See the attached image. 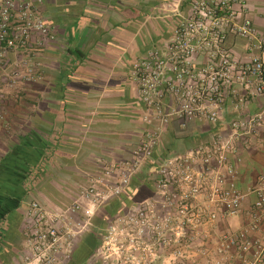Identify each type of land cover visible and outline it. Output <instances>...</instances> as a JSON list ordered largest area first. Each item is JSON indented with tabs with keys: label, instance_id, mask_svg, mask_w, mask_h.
<instances>
[{
	"label": "built area",
	"instance_id": "1",
	"mask_svg": "<svg viewBox=\"0 0 264 264\" xmlns=\"http://www.w3.org/2000/svg\"><path fill=\"white\" fill-rule=\"evenodd\" d=\"M242 3L193 1L164 50L152 48L132 64L146 125L139 142L127 159L88 173L69 202H29L21 264H68L96 209L114 202L132 182L145 184L149 194L108 227L98 248L102 264H264V172L244 187L239 173V152L264 140V109L215 130L227 97L242 106L243 90L264 94V60L237 62L220 48L224 17L233 18L234 5ZM42 5L43 0H0V60L10 85L30 77L31 56L53 37ZM233 31L249 35V20ZM203 49L209 50L208 62L196 66L194 57ZM2 82L0 77V94ZM2 105L0 95L1 121ZM172 121L180 130L189 122L213 129L207 140L163 155L164 129Z\"/></svg>",
	"mask_w": 264,
	"mask_h": 264
},
{
	"label": "crops",
	"instance_id": "2",
	"mask_svg": "<svg viewBox=\"0 0 264 264\" xmlns=\"http://www.w3.org/2000/svg\"><path fill=\"white\" fill-rule=\"evenodd\" d=\"M193 1L43 0L41 13L53 37L31 56L26 84L17 80L10 85L0 60L5 110L0 120V264H21L30 201H47L49 188L70 196L86 183L87 173L130 156L146 128L131 66L152 48L164 50ZM243 2L234 5L233 18L224 17L221 51L237 62L264 60V0ZM245 20L252 32L242 36L233 28ZM208 53L198 50L194 64H206ZM5 86L25 87L29 97L8 100ZM242 92V106L228 97L221 105L215 130L264 109V94ZM212 129L209 124L189 122L180 130L178 121H172L164 129L161 152L165 154L178 131H186L177 141L185 151L207 140ZM239 155L244 187L256 173L264 172V140ZM77 245L83 255L68 264H90L91 251L82 237Z\"/></svg>",
	"mask_w": 264,
	"mask_h": 264
},
{
	"label": "trees",
	"instance_id": "3",
	"mask_svg": "<svg viewBox=\"0 0 264 264\" xmlns=\"http://www.w3.org/2000/svg\"><path fill=\"white\" fill-rule=\"evenodd\" d=\"M186 131H181L174 133V137L170 142H168V147L166 148L165 155L168 154H177L181 153L183 150H180L177 141L186 136ZM185 133V134H184ZM143 175L140 174L138 178L143 179ZM140 181V180H139ZM149 194V190L145 184L142 182H132L127 188L126 192H124L118 199H116L111 204L103 206L100 215H96L97 220L94 218L96 222L101 221H110L114 218V216L124 212L132 203L135 201L141 200ZM100 213V211H99ZM83 243L87 247L91 248V252L94 251L99 243V240L95 235L87 234L85 237L83 236Z\"/></svg>",
	"mask_w": 264,
	"mask_h": 264
},
{
	"label": "rangeland",
	"instance_id": "4",
	"mask_svg": "<svg viewBox=\"0 0 264 264\" xmlns=\"http://www.w3.org/2000/svg\"><path fill=\"white\" fill-rule=\"evenodd\" d=\"M23 75V74H22ZM26 80L25 79H21L19 83H23V84H26L25 82ZM28 82V81H27ZM18 83V84H19ZM16 86V85H15ZM18 86V85H17ZM27 88V87H26ZM23 89H25V87L21 88V87H6L5 86V96L6 97H9L7 98L8 100H19V98H28L29 97V93L27 92L28 89H26L27 91H23ZM3 95V93H2ZM4 96V95H3ZM6 99V100H7ZM21 100V99H20ZM162 142H161V148H162ZM99 172V171H102V166L101 167H98L96 170L94 171H91L89 173H94V172ZM88 174V173H87ZM87 176V175H86ZM84 185V184H82ZM79 186L76 187V189L78 188ZM60 187L58 186V189ZM47 189V188H46ZM61 189V188H60ZM54 190L52 188H49V194L50 196H46L48 197V200L49 202H52V203H60V202H69L71 198H73V196L75 195L76 191L74 190L73 193L70 194V196L68 195H62L59 194L57 195V193L53 192ZM51 198V199H49ZM108 204H102L100 205L94 215L92 217H90L89 219V223L87 224V227H86V230L84 231V233L79 236L78 239H80L81 237L83 236H86L87 234H92V235H95L96 238L99 240V243H98V246L97 248L91 252V261H90V264H102V255L99 253V250L98 248L103 244L104 240H105V237L107 235V229L110 225H113L115 222V218L117 217L114 216V218L108 222H106L105 220L104 221H101V222H96L94 220V218L97 220L98 218H96V215H100L101 214V210L103 208V206H106ZM100 211V213H99ZM78 246V245H77Z\"/></svg>",
	"mask_w": 264,
	"mask_h": 264
},
{
	"label": "flooded vegetation",
	"instance_id": "5",
	"mask_svg": "<svg viewBox=\"0 0 264 264\" xmlns=\"http://www.w3.org/2000/svg\"><path fill=\"white\" fill-rule=\"evenodd\" d=\"M85 246V248L87 249V250H89V251H91V248H89V247H87L86 245H84ZM83 255V248L80 246V245H78V246H76L75 247V250H74V252H73V255H72V257H71V260H77V259H79L81 256ZM70 260V261H71Z\"/></svg>",
	"mask_w": 264,
	"mask_h": 264
}]
</instances>
